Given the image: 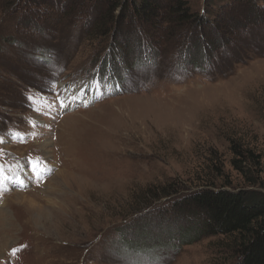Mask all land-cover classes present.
Here are the masks:
<instances>
[{
  "label": "rangeland",
  "instance_id": "rangeland-1",
  "mask_svg": "<svg viewBox=\"0 0 264 264\" xmlns=\"http://www.w3.org/2000/svg\"><path fill=\"white\" fill-rule=\"evenodd\" d=\"M166 1L92 40L108 0H0V264H237L177 204L202 180L264 191V1L185 0L204 22L175 32Z\"/></svg>",
  "mask_w": 264,
  "mask_h": 264
},
{
  "label": "trees",
  "instance_id": "trees-1",
  "mask_svg": "<svg viewBox=\"0 0 264 264\" xmlns=\"http://www.w3.org/2000/svg\"><path fill=\"white\" fill-rule=\"evenodd\" d=\"M167 1L168 24L165 30L175 32L176 29L186 26L201 28L204 22L202 15L191 14L185 0ZM223 1L228 0H216L214 2L216 5V3ZM262 1L264 0H261V3ZM204 2L207 3L208 0H204ZM108 3L107 10L93 18V22L91 21L92 27L88 33L92 40L112 33L113 24L117 22L119 17L114 15L116 12H119L120 15L131 9L135 16L139 17L145 24L156 25L160 21L161 9L163 8L162 0H108ZM208 4L210 5V2ZM233 151L237 155L236 157H239L232 162L233 166L241 174L244 173L249 187H256L259 184L256 180L258 178L246 177V173L256 170L257 175H260L262 170L260 169L259 156L250 151H241L236 146H233ZM197 187L195 191L182 198L177 204L181 207L190 206L192 207L191 210H197L204 215L202 227L196 229L194 233L198 235L200 233L198 231L202 229L209 236L230 238L232 257L237 261V264H264V191L256 188L226 190V186L222 185V187L217 188L215 184H210L206 180L197 183ZM159 188L165 192L160 193ZM154 189H157V195L153 194ZM181 189L182 186L176 183L152 187L148 189V192L156 195L155 200H160L162 198H174ZM182 236L178 246L188 245L192 243L189 237H192V241H195L194 238L196 237L191 235V232L189 235L184 234ZM120 242H123L122 237ZM130 244H126V250L129 254L134 253L133 250H130Z\"/></svg>",
  "mask_w": 264,
  "mask_h": 264
},
{
  "label": "bare ground",
  "instance_id": "bare-ground-1",
  "mask_svg": "<svg viewBox=\"0 0 264 264\" xmlns=\"http://www.w3.org/2000/svg\"><path fill=\"white\" fill-rule=\"evenodd\" d=\"M81 94L82 93H81V91H79V89L74 90L72 88V89L68 90L67 93H66V95L64 96L63 104L66 105L73 97L80 98L81 97ZM45 146H47V144H45L44 147ZM19 197H21V196H19Z\"/></svg>",
  "mask_w": 264,
  "mask_h": 264
},
{
  "label": "snow or ice",
  "instance_id": "snow-or-ice-1",
  "mask_svg": "<svg viewBox=\"0 0 264 264\" xmlns=\"http://www.w3.org/2000/svg\"><path fill=\"white\" fill-rule=\"evenodd\" d=\"M5 179H11V177L4 176L2 168H0V181L5 180Z\"/></svg>",
  "mask_w": 264,
  "mask_h": 264
}]
</instances>
